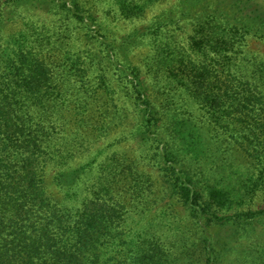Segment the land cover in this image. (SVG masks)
Masks as SVG:
<instances>
[{
  "label": "trees",
  "instance_id": "16d2710c",
  "mask_svg": "<svg viewBox=\"0 0 264 264\" xmlns=\"http://www.w3.org/2000/svg\"><path fill=\"white\" fill-rule=\"evenodd\" d=\"M32 1L51 25L0 23V264H223L264 232L241 209L264 191V0H176L117 39ZM163 1L110 0L138 21ZM240 259L264 264V236Z\"/></svg>",
  "mask_w": 264,
  "mask_h": 264
},
{
  "label": "rangeland",
  "instance_id": "374dc122",
  "mask_svg": "<svg viewBox=\"0 0 264 264\" xmlns=\"http://www.w3.org/2000/svg\"><path fill=\"white\" fill-rule=\"evenodd\" d=\"M80 6L84 8L85 11L90 13L92 18H96V20H100L104 22V25H109V29L111 31V35H114L115 39L121 38L126 33L138 28V26L144 24L152 18L153 16L158 15L160 12L169 10L175 3L176 0H164L160 4H155L148 12L146 19L143 21L138 20H120L115 14V7L111 4L110 0H76ZM38 20L40 23L45 25H51L52 21L56 19V17H52L48 15V8L44 6H40L38 3H34L32 0H0V23L3 25L1 32V42L6 40L8 36L14 34L19 28L20 23L28 20ZM184 27V22L180 23V26ZM119 26V28H115ZM75 39H77L79 43V34H75ZM81 42V41H80ZM4 43V42H3ZM261 47V46H260ZM147 52V48L138 47L131 54V59L134 62L140 64L142 67V59ZM141 63H140V62ZM125 116V115H123ZM126 128V125H125ZM145 172L148 173L156 183V191L160 192V184L161 179L158 177V174L155 172L154 168H144ZM54 171H49V177H52ZM50 182V181H49ZM163 194H157V198L159 199ZM244 201L241 209L246 211L250 210H258L264 208V191H258L252 196L248 197ZM162 202L157 205L156 209L159 210L161 208ZM173 214H179L183 220H187L185 217V213L181 214L180 207L177 208L175 206ZM175 212V213H174ZM257 230V229H256ZM212 230H210L211 232ZM217 232L218 235L222 234L224 231L219 230L218 228H213V233ZM263 231L257 230L253 232V234L249 233L247 236H244V239L241 240L238 244H234V250L231 251L228 255L225 256L223 264H241L240 257L243 248H248L250 245L256 244V242H260L263 235Z\"/></svg>",
  "mask_w": 264,
  "mask_h": 264
}]
</instances>
